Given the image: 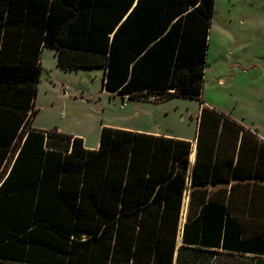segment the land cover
Returning a JSON list of instances; mask_svg holds the SVG:
<instances>
[{"label": "trees", "instance_id": "trees-1", "mask_svg": "<svg viewBox=\"0 0 264 264\" xmlns=\"http://www.w3.org/2000/svg\"><path fill=\"white\" fill-rule=\"evenodd\" d=\"M214 8L0 0V264H176L187 191L185 247L204 250L214 230L264 252V232L249 226L264 223V141L202 97ZM46 48L64 71L104 70L103 90L132 101L198 100L190 187L188 140L103 126L90 150L34 129Z\"/></svg>", "mask_w": 264, "mask_h": 264}, {"label": "rangeland", "instance_id": "rangeland-1", "mask_svg": "<svg viewBox=\"0 0 264 264\" xmlns=\"http://www.w3.org/2000/svg\"><path fill=\"white\" fill-rule=\"evenodd\" d=\"M42 58L35 101L38 124L46 125L61 112L75 120L108 123L127 115L135 102L140 106L131 113L136 110L137 115L127 123L134 130L155 131L173 138L195 136L198 100H164L151 95L132 101L129 97L124 100L125 96L121 104L132 102L121 111L118 103L109 107L101 101L105 99L101 92L102 70L64 72L56 68L54 51L47 48ZM202 97L216 100L228 112L233 111L240 122L264 136V0H215Z\"/></svg>", "mask_w": 264, "mask_h": 264}, {"label": "crops", "instance_id": "crops-1", "mask_svg": "<svg viewBox=\"0 0 264 264\" xmlns=\"http://www.w3.org/2000/svg\"><path fill=\"white\" fill-rule=\"evenodd\" d=\"M43 53L44 50L42 51L41 55V63L43 64ZM55 57V56H54ZM56 62L57 59L55 58ZM56 68H59L58 66ZM60 69V68H59ZM62 70V69H61ZM83 70V69H79ZM84 70H94V69H84ZM101 70V69H99ZM64 71V70H63ZM103 75H104V70ZM64 72H72V71H64ZM103 80V78H102ZM221 80V79H220ZM219 82L221 83L222 81ZM67 89V88H66ZM101 92L103 95H105L104 101L101 99L102 102L107 103L109 107L112 106V103H118V108L121 111H125L126 109L129 108L131 105L130 103L126 104H121V101L123 100L122 97L119 94L116 93H109L103 88H101ZM67 93L65 92V95ZM84 97V96H83ZM115 100V102H114ZM125 100V98H124ZM120 101V102H119ZM206 103L228 115H230L233 119H235L237 122L242 124L245 128L250 129L251 131L255 132L260 139L264 141V136L260 135L258 130H253L252 128L248 127L247 125H244L242 122L238 120V118L235 117L234 112H228L227 109L223 108L222 106L218 105L216 100H213L212 98H208ZM133 106L128 109L127 115L119 116L118 118L112 119L111 122L108 123H103L101 122L98 124L95 120L91 119V122H86L84 120H75L71 116H67L63 112L58 114L56 119L51 120L49 123L46 125H40L37 123V116L34 119L33 122V128L37 130H50L53 128L58 129L60 132L73 135L75 137H79L83 139L84 145L87 149L90 150H96L99 148L100 144V131L103 126H108L116 129H122V130H128V131H136L140 132L139 130H134L128 124L132 119L135 118V111L134 110L131 113V110L136 108L138 105L137 103L133 102ZM39 113V112H38ZM38 115V114H37ZM63 115V117H61ZM115 122L117 123H122V124H114ZM128 123V124H127ZM147 134H154V135H159L157 132H143ZM195 136H196V131H195ZM195 136L193 138L189 137H183V136H178V138L186 139L192 143V149L193 152L190 156V171H189V179H188V188L191 185V177H192V172L193 168L195 166V161H196V141H195ZM170 137V136H169ZM177 138V137H175ZM260 185H264V182H260ZM213 188V187H210ZM214 189H217L215 187ZM258 197V196H257ZM189 203H190V192L187 191L184 195V200H183V212H182V217H181V222H180V232L178 236V242H177V249H176V254H175V262L176 264H264V252H261L260 250H263L262 247H259V241H254L253 238H250L247 240V242L251 243V246H256L253 247L255 249L253 250H246V247L244 244L246 242L242 241V238L237 241V240H232V238L225 239V235L221 234L220 239H218V234H213L214 230H211V236H209V239L213 242V244H210V246L206 247L204 250L199 251L195 250L192 248H187L183 245L182 242V235H183V229L184 225L187 222V213L189 209ZM256 219V218H255ZM254 218L252 221H256ZM220 224V223H219ZM224 225V223H223ZM210 227H212V224H209ZM219 226V225H218ZM249 226H254L256 227V231L260 232L262 230L264 232V223H256V222H251L249 223ZM225 229V226L224 228ZM255 242V243H254ZM218 243V244H217ZM256 244V245H255ZM264 245V238L262 243ZM218 245V246H216Z\"/></svg>", "mask_w": 264, "mask_h": 264}, {"label": "built area", "instance_id": "built-area-1", "mask_svg": "<svg viewBox=\"0 0 264 264\" xmlns=\"http://www.w3.org/2000/svg\"><path fill=\"white\" fill-rule=\"evenodd\" d=\"M125 97V96H124ZM125 100H128V96L125 97ZM61 117H63V115H61Z\"/></svg>", "mask_w": 264, "mask_h": 264}]
</instances>
